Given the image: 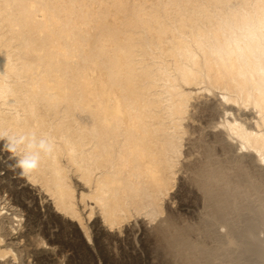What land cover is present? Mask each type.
<instances>
[{
  "label": "bare ground",
  "instance_id": "obj_1",
  "mask_svg": "<svg viewBox=\"0 0 264 264\" xmlns=\"http://www.w3.org/2000/svg\"><path fill=\"white\" fill-rule=\"evenodd\" d=\"M0 130V264H264V0H0Z\"/></svg>",
  "mask_w": 264,
  "mask_h": 264
},
{
  "label": "clouds",
  "instance_id": "obj_2",
  "mask_svg": "<svg viewBox=\"0 0 264 264\" xmlns=\"http://www.w3.org/2000/svg\"><path fill=\"white\" fill-rule=\"evenodd\" d=\"M0 141H5L4 148L17 159V166L22 173L36 169L41 159V153L48 155L53 150L51 141L44 137L38 138L35 132L27 134H9L0 130Z\"/></svg>",
  "mask_w": 264,
  "mask_h": 264
},
{
  "label": "rangeland",
  "instance_id": "obj_3",
  "mask_svg": "<svg viewBox=\"0 0 264 264\" xmlns=\"http://www.w3.org/2000/svg\"><path fill=\"white\" fill-rule=\"evenodd\" d=\"M183 195H184V194H183ZM183 195L181 196V199L183 200V202H186V197H184ZM174 206H175V205H174ZM140 233H141V231L139 230V232H138L137 234L140 235ZM122 237L124 238V235H123ZM122 237H121V238H122ZM141 237L143 238V236L140 235V238H141ZM89 245H90V243H89ZM128 252H129L130 254H132V255L135 254V252H134L132 249H129Z\"/></svg>",
  "mask_w": 264,
  "mask_h": 264
}]
</instances>
